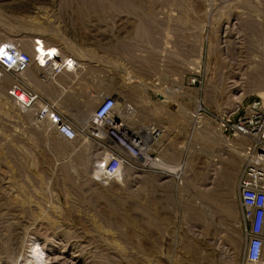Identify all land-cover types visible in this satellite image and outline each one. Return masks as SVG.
<instances>
[{
    "label": "rangeland",
    "instance_id": "1",
    "mask_svg": "<svg viewBox=\"0 0 264 264\" xmlns=\"http://www.w3.org/2000/svg\"><path fill=\"white\" fill-rule=\"evenodd\" d=\"M79 1L0 0V44L42 38L78 59L58 85L28 80L89 121L68 143L0 86V264H247L251 142L230 129L255 104L264 113V0ZM105 96L165 130L167 169L129 160L121 179L98 175L105 151L90 134Z\"/></svg>",
    "mask_w": 264,
    "mask_h": 264
},
{
    "label": "built area",
    "instance_id": "2",
    "mask_svg": "<svg viewBox=\"0 0 264 264\" xmlns=\"http://www.w3.org/2000/svg\"><path fill=\"white\" fill-rule=\"evenodd\" d=\"M50 46L42 38H33L28 49L20 43L1 44L0 86L10 84L9 98L31 114L35 125L52 130L68 143H75L87 136L84 127L62 112L48 97L35 91L32 81L28 80L34 74L41 85L49 87L79 73L78 59L65 55L58 46ZM123 105L119 111L117 98L105 96L92 115L94 132L90 136L105 151L104 160L98 163V175L106 179H121L129 160L146 169H167L156 156L165 130L156 125L137 127L136 108L129 103ZM230 131L234 138L251 142L246 148V167L239 180L248 240L245 256L247 264H264V113L260 106L255 104L249 108ZM175 172L176 179L182 180V166Z\"/></svg>",
    "mask_w": 264,
    "mask_h": 264
},
{
    "label": "bare ground",
    "instance_id": "3",
    "mask_svg": "<svg viewBox=\"0 0 264 264\" xmlns=\"http://www.w3.org/2000/svg\"><path fill=\"white\" fill-rule=\"evenodd\" d=\"M45 1V0H44ZM82 1H85V2H87V3H89L90 4V6L92 7V8H97V7H99V5H98V3L97 2H99L100 0H80L78 3H81ZM32 41V40H31ZM30 41V42H31ZM8 43V42H7ZM11 43H13V42H11ZM1 44H3V43H1ZM1 44H0V46H1ZM9 44V43H8ZM24 49H25V47L24 46H22ZM51 48H53L54 46L52 45V46H50ZM51 51V53L53 52L52 50H50ZM54 53V52H53ZM171 93H173V92H171ZM170 95H172V94H170ZM173 95H175V94H173ZM124 104V103H123ZM123 104H119L118 103V107H119V111L120 110H122V108H124V105ZM199 108H200V105H197V110H199ZM134 112H135V110H134ZM196 112H198V111H196ZM182 114V113H181ZM192 114H194V113H192ZM197 115L198 114H195V115H193V117L194 118H197ZM201 119V118H200ZM88 119H86V118H82L81 119V122H82V125L84 126V127H86L87 126V124L89 123V121H87ZM199 122H202V121H200L199 120ZM264 257V256H263Z\"/></svg>",
    "mask_w": 264,
    "mask_h": 264
},
{
    "label": "crops",
    "instance_id": "4",
    "mask_svg": "<svg viewBox=\"0 0 264 264\" xmlns=\"http://www.w3.org/2000/svg\"><path fill=\"white\" fill-rule=\"evenodd\" d=\"M227 252V253H226ZM230 254H232V251L231 250H225L224 251V253H223V255H230ZM213 255H215V254H213ZM206 264H232V263H216V259L215 258H212L211 260H209V262L208 263H206ZM236 264H241V263H236Z\"/></svg>",
    "mask_w": 264,
    "mask_h": 264
}]
</instances>
